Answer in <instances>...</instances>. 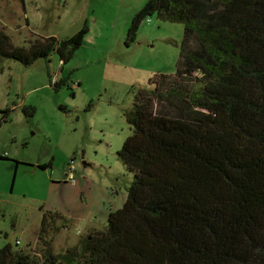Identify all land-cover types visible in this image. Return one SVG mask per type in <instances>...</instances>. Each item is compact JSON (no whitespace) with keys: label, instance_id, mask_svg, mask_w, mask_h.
I'll use <instances>...</instances> for the list:
<instances>
[{"label":"trees","instance_id":"16d2710c","mask_svg":"<svg viewBox=\"0 0 264 264\" xmlns=\"http://www.w3.org/2000/svg\"><path fill=\"white\" fill-rule=\"evenodd\" d=\"M152 14L182 24L183 38L175 71L136 87L124 110L125 203L59 253L48 236L65 218L43 213L41 253L6 242L0 264H264V0H147L127 40ZM87 31L15 45L0 24V59L65 64Z\"/></svg>","mask_w":264,"mask_h":264},{"label":"rangeland","instance_id":"374dc122","mask_svg":"<svg viewBox=\"0 0 264 264\" xmlns=\"http://www.w3.org/2000/svg\"><path fill=\"white\" fill-rule=\"evenodd\" d=\"M146 1L0 0V24L15 45L34 34L67 39L88 28L65 64L57 53L28 66L0 59V155L8 157L0 158V247L41 253L40 220L56 211L65 219L55 224L64 227L48 239L54 253L63 252L103 229L125 203L132 175L118 157L130 134L124 110L136 87L175 71L183 38L182 24L152 14L127 40ZM24 105L34 108L32 117Z\"/></svg>","mask_w":264,"mask_h":264},{"label":"built area","instance_id":"2783aa9c","mask_svg":"<svg viewBox=\"0 0 264 264\" xmlns=\"http://www.w3.org/2000/svg\"><path fill=\"white\" fill-rule=\"evenodd\" d=\"M69 170L70 171H68V177H69V179L70 180H72V181H74V178H73V171H74V167H73V165L71 164V165H69ZM18 242V241H17Z\"/></svg>","mask_w":264,"mask_h":264},{"label":"water","instance_id":"95a60500","mask_svg":"<svg viewBox=\"0 0 264 264\" xmlns=\"http://www.w3.org/2000/svg\"><path fill=\"white\" fill-rule=\"evenodd\" d=\"M34 167H37V165H35Z\"/></svg>","mask_w":264,"mask_h":264}]
</instances>
